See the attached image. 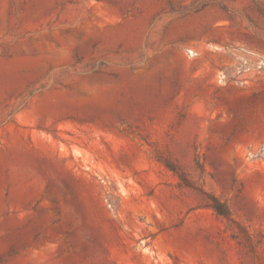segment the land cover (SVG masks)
<instances>
[{"label": "rangeland", "instance_id": "1", "mask_svg": "<svg viewBox=\"0 0 264 264\" xmlns=\"http://www.w3.org/2000/svg\"><path fill=\"white\" fill-rule=\"evenodd\" d=\"M0 264H264V0H0Z\"/></svg>", "mask_w": 264, "mask_h": 264}, {"label": "trees", "instance_id": "2", "mask_svg": "<svg viewBox=\"0 0 264 264\" xmlns=\"http://www.w3.org/2000/svg\"><path fill=\"white\" fill-rule=\"evenodd\" d=\"M211 206L219 215L229 216V209L227 208V206L216 197L213 198Z\"/></svg>", "mask_w": 264, "mask_h": 264}, {"label": "built area", "instance_id": "3", "mask_svg": "<svg viewBox=\"0 0 264 264\" xmlns=\"http://www.w3.org/2000/svg\"><path fill=\"white\" fill-rule=\"evenodd\" d=\"M260 65V64H259ZM261 67V66H260Z\"/></svg>", "mask_w": 264, "mask_h": 264}]
</instances>
